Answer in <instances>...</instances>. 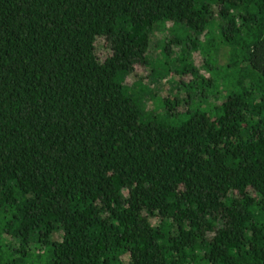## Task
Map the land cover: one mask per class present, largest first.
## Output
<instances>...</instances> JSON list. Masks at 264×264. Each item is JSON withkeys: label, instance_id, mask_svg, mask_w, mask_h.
<instances>
[{"label": "trees", "instance_id": "obj_1", "mask_svg": "<svg viewBox=\"0 0 264 264\" xmlns=\"http://www.w3.org/2000/svg\"><path fill=\"white\" fill-rule=\"evenodd\" d=\"M0 264H264V0H0Z\"/></svg>", "mask_w": 264, "mask_h": 264}, {"label": "rangeland", "instance_id": "obj_2", "mask_svg": "<svg viewBox=\"0 0 264 264\" xmlns=\"http://www.w3.org/2000/svg\"><path fill=\"white\" fill-rule=\"evenodd\" d=\"M159 39H161L162 38V36H161V34L159 33V34H157L156 35ZM199 55V54H198ZM198 55H195L194 57H193V60H194V65L196 66V68L197 69H202L201 67H200V65H202L203 63H204V61L202 60V58H201V56H198ZM203 70H201V72H202ZM164 79H170V81H171V83L175 80V76H172L171 75V77L170 76H167L166 78H163V79H157V78H155V75L153 76V80L150 82V87L153 89V90H155V91H160V92H163V93H167L168 92V89H169V87H171V84H169V85H166V83H164L165 82V80ZM188 81V80H187ZM211 103V102H210ZM214 103H215V101H214ZM148 104H149V106H147V108L149 107V110L150 109H153L154 108V106H152L153 105V103H151V102H148Z\"/></svg>", "mask_w": 264, "mask_h": 264}]
</instances>
